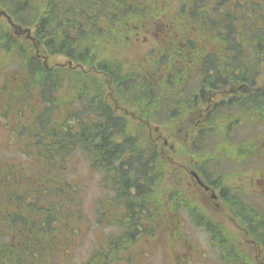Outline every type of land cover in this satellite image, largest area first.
<instances>
[{
	"label": "trees",
	"instance_id": "1",
	"mask_svg": "<svg viewBox=\"0 0 264 264\" xmlns=\"http://www.w3.org/2000/svg\"><path fill=\"white\" fill-rule=\"evenodd\" d=\"M0 9L32 36L0 18V109L6 101L5 114L28 119L24 143L0 122L11 140L0 158V264L70 263L75 218L85 220L66 176L76 154L106 191L87 221L121 229L93 241L83 264H136L162 228L184 238L187 224L206 231L219 264H261L235 237L264 257V0H0ZM160 24L168 44L138 55ZM111 89L127 111L161 118L158 132L114 113L103 100ZM44 166L42 185L34 171ZM190 170L240 232L209 217Z\"/></svg>",
	"mask_w": 264,
	"mask_h": 264
},
{
	"label": "rangeland",
	"instance_id": "2",
	"mask_svg": "<svg viewBox=\"0 0 264 264\" xmlns=\"http://www.w3.org/2000/svg\"><path fill=\"white\" fill-rule=\"evenodd\" d=\"M136 51L137 53H141L140 49L145 47L140 44H137ZM62 61V59L54 58L55 63H59ZM11 62V61H10ZM14 63V62H11ZM5 64V63H4ZM0 65L1 67H5L6 65ZM11 66H8L6 68H9ZM119 91L120 88H119ZM123 96L129 97V95L122 94ZM131 99V97H130ZM129 99V100H130ZM7 108L6 101L4 103V106L0 109V122L6 125L7 128H10L13 133H15V137L19 143H24L28 140L27 135L24 133L26 129L28 128V119H26V116L22 118L16 117L14 114H10L7 112L5 114ZM9 133V132H8ZM7 134L0 133V158H8L10 156V152L7 149H4L3 147L5 144L8 143L9 139L7 138ZM3 148V149H1ZM0 172H3L5 169L4 167L0 166ZM66 176L69 178V181L75 182L78 189H79V200L82 203V211H83V217L85 220H79L77 217L75 218V223L78 227H80L78 230H80V237L76 240L75 245L73 246V249L69 251L71 255V258H69V264H83L84 260L87 258L89 254H93V241L99 240V238L102 236V234H107V232H114L115 226L111 225H102L99 227H92L89 222L87 221L91 219V217L94 214V208L96 205L93 204L98 198H101L102 194H106L105 187L103 188L101 185V182L99 180V174H94L89 169V164L86 161L85 157L76 154L73 158L70 159L69 165H68V172L66 173ZM34 178L36 180H39L42 185H45L46 183V172H45V166L39 170L35 169L34 171ZM23 183V182H21ZM197 191V189H196ZM208 197L204 196L202 199L204 202H206ZM206 204V203H205ZM207 205V204H206ZM103 207H108V204H103ZM208 207V205H207ZM117 210L113 209L109 213L110 214H117ZM216 212H214L215 214ZM211 214L209 217H213L215 221L220 223V225L224 226L226 230L230 231V234H236L237 232H240V229L238 227H234V225L228 220L227 218H223L221 215H214ZM71 215H75V213H72ZM115 216H112L111 218H114ZM91 220H94L91 219ZM193 224H187V226L183 228V232L185 235V238L187 240H193L200 248L201 253L199 254V258L197 256V252H192L193 249H189L190 255L187 259V264H192L193 260H196L194 264H218L217 258H215L214 253H217V249L213 248L206 235V231L203 229H199L198 227ZM97 228L103 229L102 233L99 235L96 230ZM188 233V235L186 234ZM98 233V234H97ZM121 233V229L119 227L118 231L114 232L113 234L117 235ZM97 234V235H96ZM98 237V238H96ZM235 237V236H234ZM243 236L235 237L236 241L238 242V246L245 252L251 253L253 255L255 251L252 250V247L247 244V242L244 239ZM160 243L155 247V249L147 250V256L146 252L145 254H141L140 256H136L134 260H136V264H175V252H178L176 249H184V244L179 239H171L168 240L167 236L162 237ZM95 244V243H94ZM105 244L104 241L100 242V246H103ZM162 250V251H161ZM194 254V258L192 259ZM58 263H62V256H57ZM259 261H261L262 264H264V257L263 255H260L259 258H257Z\"/></svg>",
	"mask_w": 264,
	"mask_h": 264
},
{
	"label": "flooded vegetation",
	"instance_id": "3",
	"mask_svg": "<svg viewBox=\"0 0 264 264\" xmlns=\"http://www.w3.org/2000/svg\"><path fill=\"white\" fill-rule=\"evenodd\" d=\"M160 26V28H159ZM158 31L157 32H148V34H146L144 37L140 38L139 41H141L144 45L143 46H148L149 48L153 46V42L157 45V46H161V47H165L168 42L166 40V37H167V32L165 31L164 27L160 24L158 25V27L156 28ZM19 33V32H18ZM17 35H22V34H17ZM24 36L25 38L26 35H22ZM28 39V38H27ZM138 40V39H137ZM134 42L136 41H133L132 44H134ZM138 55L139 54H142V53H137ZM142 58V56L140 57ZM137 86V85H136ZM108 88H111L112 86L108 85L107 86ZM121 87V86H120ZM118 85H115V89H118L120 88ZM103 100L107 103H109L112 111H114V113L116 114H120V116H123L125 117L129 122H134V123H147V122H150L149 120H152L151 122L152 123H160L161 122V118L159 119H154L153 117L151 119H146L144 116L138 114L139 112L135 109V108H132V110L130 111H127V109H125L122 105H120L118 103V101L116 100V97H115V92L111 89L110 91H108V93H105V95L103 96ZM205 102L203 101L202 104H204ZM195 106L197 105L196 103H193ZM97 116V111H96V115ZM194 120L196 121H201L199 118H195ZM202 120H206V117L203 118ZM150 123H147V125H149ZM160 129V127L156 130L153 129V127L150 126V130L151 131H158ZM157 137L159 139L162 140L163 142V145L164 146H169V141H167L165 139V136L162 135L161 133H159L157 135ZM159 151L164 153L165 152V149L163 148H159ZM163 155V154H162ZM216 190V189H215ZM206 192H210L211 190H205ZM216 192L218 193V191L216 190ZM245 241L247 242V244H249L250 247L253 248V251H255V253L253 254V256L255 257V259L257 260V262H261L259 261L257 258H259V251L257 252L256 250H258L259 246L256 245L254 243L253 240H251L250 238L248 237H245L244 238ZM189 249H192L191 247H188V249L184 250V249H179V253H175V264H187V259H188V256L190 255L189 253ZM195 249H193L192 252H194ZM194 258V254H193V257L192 259ZM194 261H192V264H194Z\"/></svg>",
	"mask_w": 264,
	"mask_h": 264
},
{
	"label": "water",
	"instance_id": "4",
	"mask_svg": "<svg viewBox=\"0 0 264 264\" xmlns=\"http://www.w3.org/2000/svg\"><path fill=\"white\" fill-rule=\"evenodd\" d=\"M3 14V15H6V13L4 11H0V15ZM8 21L9 20V17H8ZM194 177H196V180L201 184L202 182H200L199 178L197 177V175L194 174ZM212 196L214 197V194H212Z\"/></svg>",
	"mask_w": 264,
	"mask_h": 264
}]
</instances>
